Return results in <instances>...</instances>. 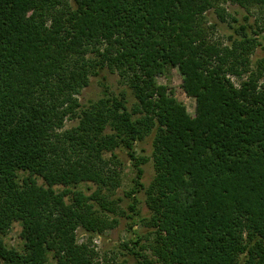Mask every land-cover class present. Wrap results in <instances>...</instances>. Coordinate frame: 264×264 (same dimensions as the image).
Segmentation results:
<instances>
[{
  "label": "trees",
  "instance_id": "obj_1",
  "mask_svg": "<svg viewBox=\"0 0 264 264\" xmlns=\"http://www.w3.org/2000/svg\"><path fill=\"white\" fill-rule=\"evenodd\" d=\"M226 2L264 7V0H0V264H99L77 230L90 237L117 224L100 192L120 185L117 146L136 173L128 217H140L135 194L146 158L134 144L153 131L146 206L156 259L239 264L242 255L264 264V64L249 69L259 43L244 25L227 45L208 38L204 15L213 8L225 21ZM167 67L195 98L193 115L157 82ZM105 69L132 90L131 109L105 76L101 96L80 103ZM67 119L75 124L65 127ZM86 182L97 186L89 195L78 188ZM15 222L20 247L4 241ZM131 230L135 239L123 248L137 264H152Z\"/></svg>",
  "mask_w": 264,
  "mask_h": 264
},
{
  "label": "rangeland",
  "instance_id": "obj_2",
  "mask_svg": "<svg viewBox=\"0 0 264 264\" xmlns=\"http://www.w3.org/2000/svg\"><path fill=\"white\" fill-rule=\"evenodd\" d=\"M222 16L225 21H221L216 11L209 9L203 19V24L207 30L208 38L212 41L227 45L231 37H239V33L235 31L240 25L245 26V32L251 37H256L258 45L253 48L248 55L250 68L255 69L258 64H264V7L252 6L243 8L237 4L229 2L222 3ZM101 76H105V81L113 93V95L121 96L127 101L126 105L129 108L137 102L132 90L121 79L117 73L110 72L108 69L101 71L99 76H92L89 85L83 88L78 96L82 105H88L89 102L97 100L101 96V87L99 80ZM232 79L237 82V79L232 76ZM157 82L166 85L174 97L184 104L188 114L193 115L195 112V98L187 95L182 88V77L176 67H167L163 74L156 78ZM131 109V108H130ZM75 124V121L67 119L65 127H70ZM153 136L154 131L148 134L142 141L134 144L135 151L139 156L145 157L146 161L141 164L143 170L140 182L143 188L136 193L137 208L140 211L139 218H130L131 211L128 204L132 201L129 193L134 187V179L136 177L135 168L132 165V160L128 157L126 150L122 146H117L112 152L116 154L112 158L116 162V168L119 174L120 185L115 189L101 188L100 192L114 206V212H107L109 217L117 219V224L100 235L85 234L82 229L77 230V241L87 243L97 252L99 264H137L134 255L127 254L128 250L123 248L124 241L135 239L131 229H135L141 236L140 245L143 249L139 252L142 254V260L151 261L152 264H162L159 262L153 252L148 247L151 241V233L153 228L150 224L151 212L146 206V188L152 182L155 176V168L153 163ZM112 152H107L106 157H111ZM41 183V180H38ZM78 188L89 195L97 186L93 183L86 182L78 185ZM61 189V187H56ZM98 209V204H95ZM134 225L130 228L131 224ZM21 226L18 222L12 224L8 230L4 241L9 246L20 247L22 239L20 238ZM132 247V244L130 245ZM137 250V249H136ZM239 264H246L244 256H240Z\"/></svg>",
  "mask_w": 264,
  "mask_h": 264
}]
</instances>
